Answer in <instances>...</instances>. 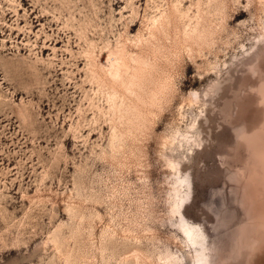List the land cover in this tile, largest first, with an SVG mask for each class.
<instances>
[{
  "label": "rangeland",
  "instance_id": "rangeland-1",
  "mask_svg": "<svg viewBox=\"0 0 264 264\" xmlns=\"http://www.w3.org/2000/svg\"><path fill=\"white\" fill-rule=\"evenodd\" d=\"M197 255L264 264V0H0V264Z\"/></svg>",
  "mask_w": 264,
  "mask_h": 264
},
{
  "label": "bare ground",
  "instance_id": "bare-ground-1",
  "mask_svg": "<svg viewBox=\"0 0 264 264\" xmlns=\"http://www.w3.org/2000/svg\"><path fill=\"white\" fill-rule=\"evenodd\" d=\"M174 9L176 10L177 7H174ZM168 23H169L168 14L161 15L159 18H154V20L152 22L154 29L155 30H162L163 33H165L167 31L166 28L168 27ZM197 28H198L197 25H194L193 28L191 29V34H196L195 30ZM191 34H190V36H192ZM115 75H117V73ZM181 204H182V200L177 203L178 207H180ZM179 228H181L180 230L183 231V233L186 235V239L188 241L187 243H190V245L194 246V247L196 244H199L200 232L195 230V229H192L191 224L183 222ZM194 251L197 254L199 249H197L195 247ZM194 264H203V257L201 258L200 256L197 255V258H196V261Z\"/></svg>",
  "mask_w": 264,
  "mask_h": 264
}]
</instances>
